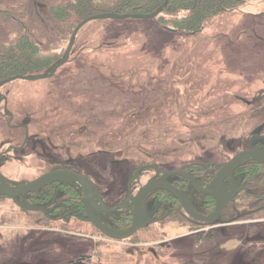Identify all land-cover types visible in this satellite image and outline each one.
Wrapping results in <instances>:
<instances>
[{
  "label": "rangeland",
  "instance_id": "1",
  "mask_svg": "<svg viewBox=\"0 0 264 264\" xmlns=\"http://www.w3.org/2000/svg\"><path fill=\"white\" fill-rule=\"evenodd\" d=\"M46 4L0 0V45L27 31L45 49L63 54L72 34L57 27ZM0 91L4 176L19 183L70 165L98 186L103 203L117 202L139 165L176 170L193 161L222 164L264 132V0H247L196 33L167 29L156 18L91 20L53 76L13 79ZM259 193L237 199L238 213ZM9 209L21 220L5 222L2 213ZM35 216L41 217L0 198V264H58L59 257L49 256L55 247L72 264H176L205 251L212 253L209 264H264V248L250 253L236 236L237 226L264 223V217L232 226L223 217L203 225L220 230L212 241L194 242L192 231L199 228L181 218L152 223L123 240L87 219L39 224ZM226 231L229 238L222 237Z\"/></svg>",
  "mask_w": 264,
  "mask_h": 264
},
{
  "label": "trees",
  "instance_id": "2",
  "mask_svg": "<svg viewBox=\"0 0 264 264\" xmlns=\"http://www.w3.org/2000/svg\"><path fill=\"white\" fill-rule=\"evenodd\" d=\"M166 0H45L48 4L49 17L52 18L57 27L65 33H73L77 25L84 19L94 14L112 13V14H133V13H151L158 7L163 5ZM247 0H168V4L164 10L156 17L157 22L163 27L170 30H182L189 33L202 31L205 25L216 16L238 9L245 5ZM46 4V5H47ZM68 47V46H67ZM67 50V48H66ZM64 53H59L56 50H47L27 31H22L15 38L8 42H2L0 45V84L5 79L15 76H37L48 71L49 76L56 64L64 57ZM47 76V77H48ZM197 172L206 170H214L212 166H203L202 164L192 166ZM242 173L245 182L248 183L250 192L260 193L255 199L249 203L248 210L245 213H238V205L236 202L230 203L223 213L226 217L224 221L226 226H232L240 220L255 219L264 217V161L251 159L244 162L238 169ZM54 185H49L35 193H29L26 196H21L19 199L25 203L45 206L55 199L54 210L49 213L42 211H30L22 209L27 214H40L41 217L35 216L36 223H49L53 220L64 221L68 225L75 219V223L79 219L84 220V203L81 198V189L76 185L60 183L58 184L59 193L54 192ZM159 199H165L171 191L156 190ZM247 194L242 193L239 198H250ZM200 202L205 204L203 211L209 213L214 208L213 199L207 195H201ZM1 199L7 198L0 196ZM199 201V200H198ZM127 211H124L122 222H115L112 219H107V214L104 215V223L116 230L126 231L131 226V220L128 217ZM222 216V217H223ZM181 218V217H180ZM183 219L181 218V221ZM197 227V225L195 226ZM242 228V229H241ZM237 230H244L247 233L240 234L237 231L236 236H240L243 241L244 249L250 253H254L259 244L264 242V223L248 222L237 226ZM220 232V230H219ZM217 230L200 231L199 233L191 234L193 241L212 239L219 233ZM222 234V237H228V233ZM229 238V237H228ZM249 239V240H248ZM195 245V244H194ZM6 247H8L6 245ZM217 249V248H216ZM91 251V249H90ZM199 251V250H198ZM248 252V253H249ZM93 255V254H91ZM90 255V256H91ZM208 252L198 253L196 255L182 258L176 264H209L210 256ZM49 256L59 257L55 262L58 264H70L69 256L63 249L55 247L51 248ZM248 256H251L249 254ZM25 257V255H24ZM4 254L0 250V261L3 260Z\"/></svg>",
  "mask_w": 264,
  "mask_h": 264
},
{
  "label": "water",
  "instance_id": "3",
  "mask_svg": "<svg viewBox=\"0 0 264 264\" xmlns=\"http://www.w3.org/2000/svg\"><path fill=\"white\" fill-rule=\"evenodd\" d=\"M167 4H168V0H166L163 5H161L151 13H142V14L99 13L89 16L86 19L82 20L77 25V27L75 28L74 32L71 35L70 44L67 47L64 57L53 68L52 72L50 73V76H53L57 72V70L68 61L73 49L75 38L79 30L89 21L106 19V18L124 19L128 17L153 19L156 18L164 10ZM47 76H48L47 74H41L37 76H15L9 79H5L4 81H2V84H5L17 78L36 80V79L45 78ZM255 137L256 136H254L251 139L250 147L248 149H244L237 152L227 162L222 164L221 168L218 170L216 174V177L213 179L211 183H209L205 188L200 187L204 192H209L213 196H215L217 200L216 209L210 215H204L196 211L189 202L187 194L181 189L177 188L176 186L168 182H164L162 179H158V180L150 179L144 186L140 188V190L138 191V193L130 203L131 206L134 207L133 223L131 227L126 231H118L105 225L101 221L100 212L103 211L109 212V211L121 209L129 205L127 203L128 198H126L123 202H121L117 207L114 208H109L106 205L99 204L101 199L100 197H98L97 186L95 185V183L85 174L65 167H53L50 171L38 176L33 180L19 182V185H12L13 182L3 175L0 168V196L3 195L5 197L11 198L22 209H26L30 211H42L47 213L48 210L44 206L25 203L21 201L19 197L26 196L30 192H36L42 189L43 187L52 184L54 182H66L70 184L80 185L83 189L86 217L106 236L111 237L113 239L124 240L132 237L137 231L154 222L151 220V217L153 216L154 212L147 211L145 209L144 201L150 191H152L157 187H164L170 190L180 200L182 207L185 209L188 215L200 221L211 222L219 216V214L226 207L229 200H231L235 196L236 192L241 188L240 186H238L239 183L238 179L240 178L237 179L238 180L237 184H235L232 188L230 187L225 188L226 183L223 182V179L228 176L230 177V180L233 181V172L247 160L258 159L264 161V149H262L261 147H254L252 145V142L254 141ZM142 168L143 166L139 167L136 170L134 177L131 178V181L129 183V189L131 187L132 182L136 179V177L139 174V171ZM162 172H163L162 178L167 177L169 174L178 173V174H183L184 176L189 178V180L195 183L196 186L199 187L201 185L199 181H197L193 176L188 174L187 171L181 168L176 170H162ZM223 187L225 190H223Z\"/></svg>",
  "mask_w": 264,
  "mask_h": 264
},
{
  "label": "flooded vegetation",
  "instance_id": "4",
  "mask_svg": "<svg viewBox=\"0 0 264 264\" xmlns=\"http://www.w3.org/2000/svg\"><path fill=\"white\" fill-rule=\"evenodd\" d=\"M2 85L3 84H0V89H1ZM3 100H4V96L1 94V91H0V104L3 102ZM254 136H256V137H255L254 141L252 142V145L254 147H261L262 149H264V132H262V133H260V132L254 133L253 136L250 137L249 143H248V147L246 149H248L250 147V141H251V139ZM23 147H24V144L19 145V146H13L14 149H21ZM5 155H7L6 152H0V168H1V163L5 161V157H4ZM247 161H249V160H247ZM247 161H245V162H247ZM193 164L194 165L202 164L203 166H206V167L212 166L214 170H206V173H203V171L206 169L205 168L203 171L197 172V170H195L194 168H192ZM222 164H217L215 162L193 161V162H191V163H189L187 165H184L182 167H179V168L187 171L188 174H190L197 181H199V183L201 184L199 187L196 186L195 183H193L192 181H190L189 178H187L183 174L174 173V174H169L165 178H162L163 177L162 176L163 175V172H162L163 169H159L158 167H156V166H154L152 164H142V165H139L134 170L133 169L131 170L132 171L131 178L134 177V175L136 173V170L139 167L143 166V168L139 171L138 176L132 182L131 187L129 189V183L131 181V179H130V181L128 182V186L126 187V191L124 192V196L120 200H118L117 202H114L113 203V202H110L109 200H107V198L105 197L107 201L105 200L104 203H106V204L103 203V201H102L101 198H100L101 200L99 202V204L106 205L109 208H114V207H117L126 198H128L127 199V203L129 205H127V206H125V207H123L121 209L114 210V211H109V212L103 211V212H100V219L104 223V220H105L104 215L107 214L108 215L107 216V219H109V220L112 219L115 222H122V220H123L122 215H123L124 211H127V213L129 214L128 217L130 218L131 225H132V223H133V211H134V207L131 206L130 203L132 202L133 198L136 196V194L138 193V191L140 190V188L142 186H144L150 179H154V180L162 179L164 182H168V183L176 186L177 188L181 189L182 191H184L187 194V197H188L189 202L191 203L192 207L196 211H198L199 213L204 214V215H210L216 209L217 200H216L215 196H213L209 192H204L201 188H205L209 183H211L213 181V179L216 177V174H217L218 170L221 168ZM53 167H65V168H70V169L75 170L70 165H55V166H52L48 171H50ZM239 167L233 172V181H231L230 180V177L227 176V177H225L223 179V182L226 183L225 188L226 187L232 188L235 184H237V182L239 180L238 186H240L241 188L236 192L235 196L231 200H229V202L227 203L226 207L219 214V216L215 220H213L211 222L218 221L219 219H221L223 217L226 218L225 216H223V213L226 210V208L228 207V205L230 203L236 202L237 199H239V196H241L242 193L248 194L250 192V188L248 186V183L245 182L242 173L238 171ZM170 170H172V169H170ZM75 171H77V170H75ZM144 171H147V174H148L147 177L148 178H147V180L145 182L139 183V181H140L139 180V177L143 174ZM80 173H82V172H80ZM238 178H240V179H238ZM60 183H66V182H54V183L49 184V185H54L53 186L54 192L55 193H57V192L59 193V189H58L59 186H58V184H60ZM66 184H70V183H66ZM12 185H19V183H12ZM49 185H47V186H49ZM72 185H75V184H72ZM47 186H45V187H47ZM76 186H77V188L79 187L81 189V198H82L83 203H84L83 189H82V187L80 185H76ZM238 186H236V187H238ZM45 187H43V188H45ZM163 189L168 190V189H166L164 187H157V188L153 189L152 191L149 192L148 196H146V199L144 201L145 209L147 211L154 212L153 213V216L151 217V220L154 221L153 223H157L159 221H161V222L162 221H165V222L166 221H172V220H177L178 221L179 218L181 217L182 219H185V222L186 223L188 222L192 226H196L197 225V227L199 228L198 229L199 231L206 230V229H204V226L203 225H210V223L209 222L200 221V220H198V219H196V218L188 215L187 212L185 211V209L182 207L180 200L172 192H171V194H169L165 198V199L168 198L166 202L164 201V199H159L157 197V195H156L157 193H155L154 191H156V190H163ZM223 190H225L224 187H223ZM257 190H259V189H257ZM97 191H98V195H99L100 194V191H99L98 186H97ZM168 191H170V190H168ZM30 193H35V192H30ZM203 194L209 195L213 199V201H214V208L209 213H206L205 211L202 210V208L205 207V204L203 202H200V199L202 198L201 195H203ZM7 198L8 199H11L9 197H7ZM54 204H55V199H52V201L50 203H48V205H45L44 206L48 210L47 213H49V212H51V211L54 210V208H53L54 207ZM84 208H85V204H84ZM83 215H84V218H86L87 220H89L86 217V208L84 209ZM90 223L94 227H96L91 221H90ZM151 224H149V225H151ZM99 231H101V230H99ZM192 232L195 233V231H192ZM70 264H72V263H70ZM77 264H84V262H80V263H77Z\"/></svg>",
  "mask_w": 264,
  "mask_h": 264
},
{
  "label": "crops",
  "instance_id": "5",
  "mask_svg": "<svg viewBox=\"0 0 264 264\" xmlns=\"http://www.w3.org/2000/svg\"><path fill=\"white\" fill-rule=\"evenodd\" d=\"M2 219H4L5 222L8 221L9 224H14L15 222L21 220V215L19 211H17V209H13V210L9 209L8 211H4L2 213Z\"/></svg>",
  "mask_w": 264,
  "mask_h": 264
}]
</instances>
